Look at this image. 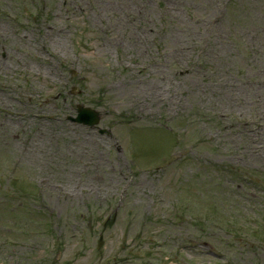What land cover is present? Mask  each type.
I'll list each match as a JSON object with an SVG mask.
<instances>
[{"label":"rangeland","instance_id":"obj_1","mask_svg":"<svg viewBox=\"0 0 264 264\" xmlns=\"http://www.w3.org/2000/svg\"><path fill=\"white\" fill-rule=\"evenodd\" d=\"M0 124V264H264V0H0Z\"/></svg>","mask_w":264,"mask_h":264},{"label":"water","instance_id":"obj_2","mask_svg":"<svg viewBox=\"0 0 264 264\" xmlns=\"http://www.w3.org/2000/svg\"><path fill=\"white\" fill-rule=\"evenodd\" d=\"M99 114L91 110L79 109L78 118L75 121L87 124L89 126H94L99 120Z\"/></svg>","mask_w":264,"mask_h":264},{"label":"bare ground","instance_id":"obj_3","mask_svg":"<svg viewBox=\"0 0 264 264\" xmlns=\"http://www.w3.org/2000/svg\"><path fill=\"white\" fill-rule=\"evenodd\" d=\"M175 44H173L176 47V49H174V52L184 51L187 48L186 44H182V43H179L177 41H175ZM158 96H160L159 98H161V95L158 94ZM41 117L42 116H38V118H41ZM250 135H252V134H250ZM250 135H249V133H247V135L245 136V139L248 140L246 150L250 153H258L260 151V148L257 145H255V143L253 141V138H255V137L252 135V138H251ZM258 154H260V153H258Z\"/></svg>","mask_w":264,"mask_h":264}]
</instances>
